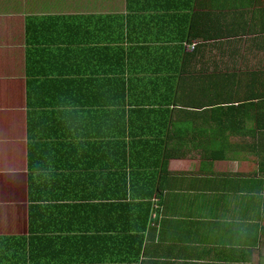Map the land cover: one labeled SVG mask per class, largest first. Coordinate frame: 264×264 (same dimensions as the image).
Instances as JSON below:
<instances>
[{
    "label": "crops",
    "instance_id": "0c3cea01",
    "mask_svg": "<svg viewBox=\"0 0 264 264\" xmlns=\"http://www.w3.org/2000/svg\"><path fill=\"white\" fill-rule=\"evenodd\" d=\"M0 264H264V0H0Z\"/></svg>",
    "mask_w": 264,
    "mask_h": 264
},
{
    "label": "trees",
    "instance_id": "16d2710c",
    "mask_svg": "<svg viewBox=\"0 0 264 264\" xmlns=\"http://www.w3.org/2000/svg\"><path fill=\"white\" fill-rule=\"evenodd\" d=\"M260 124V123H259Z\"/></svg>",
    "mask_w": 264,
    "mask_h": 264
}]
</instances>
